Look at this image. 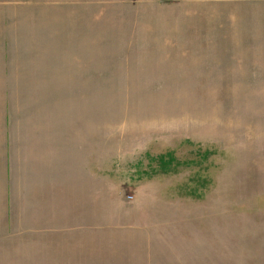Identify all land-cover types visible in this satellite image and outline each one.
I'll use <instances>...</instances> for the list:
<instances>
[{
  "label": "rangeland",
  "instance_id": "374dc122",
  "mask_svg": "<svg viewBox=\"0 0 264 264\" xmlns=\"http://www.w3.org/2000/svg\"><path fill=\"white\" fill-rule=\"evenodd\" d=\"M248 2L209 33L54 0V68L14 102L51 187L27 189L0 264H264V0Z\"/></svg>",
  "mask_w": 264,
  "mask_h": 264
},
{
  "label": "crops",
  "instance_id": "0c3cea01",
  "mask_svg": "<svg viewBox=\"0 0 264 264\" xmlns=\"http://www.w3.org/2000/svg\"><path fill=\"white\" fill-rule=\"evenodd\" d=\"M114 1L129 3L130 8L136 7L138 12L156 6L159 10L155 9L153 14L155 25L166 32L183 25L211 33V28L217 27L220 21L222 26L233 24L229 17L219 16V10L236 9L234 18L239 21L245 18V11L238 8L244 9V4L250 0ZM53 24L54 0H0V231L4 229L3 234H16L18 227L25 224L24 220L21 222V213L30 209L28 197H37L36 184L51 187L47 168L43 176L37 162L42 154L41 150L36 154L35 146L40 143L35 138L32 139L35 143H24L31 140V135H25V140L21 134V124H25L27 114L14 115V102L16 106L18 98L29 95L22 92L21 88L25 87L22 83L36 81L45 69L54 68L47 61L52 55L49 45L54 41L48 42L45 36L53 29ZM15 82L20 85H14ZM44 149L48 151L45 146ZM50 176L53 179L52 173ZM36 177L40 181L37 182ZM27 189L30 196L26 194Z\"/></svg>",
  "mask_w": 264,
  "mask_h": 264
},
{
  "label": "built area",
  "instance_id": "2783aa9c",
  "mask_svg": "<svg viewBox=\"0 0 264 264\" xmlns=\"http://www.w3.org/2000/svg\"><path fill=\"white\" fill-rule=\"evenodd\" d=\"M157 1H159V2H166V1H168V0H157Z\"/></svg>",
  "mask_w": 264,
  "mask_h": 264
}]
</instances>
